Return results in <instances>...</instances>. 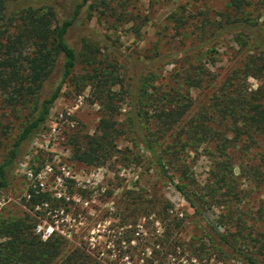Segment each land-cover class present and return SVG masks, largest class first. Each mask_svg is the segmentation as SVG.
<instances>
[{
    "label": "trees",
    "instance_id": "16d2710c",
    "mask_svg": "<svg viewBox=\"0 0 264 264\" xmlns=\"http://www.w3.org/2000/svg\"><path fill=\"white\" fill-rule=\"evenodd\" d=\"M245 1L228 0L231 9L200 28L203 39L230 35L241 52L239 61L215 80L199 55L162 79L160 66L172 62L159 45L142 58L128 59L123 72L112 62L89 58L83 72L75 74V25L83 12L104 0H75L68 13L54 0H0V110L7 109L0 113V138L13 127L3 118L17 121L0 163V188L21 145L44 124L63 84L69 81L76 91L88 85L104 116L97 122V135L70 140L71 158L88 166L102 164L113 152L114 138L124 131L213 239L243 264H264V165L250 151L264 147V27L244 10ZM169 17L177 21L173 14ZM204 45L205 52L211 51L212 43ZM248 77L259 84L249 88ZM122 105L118 122L115 115ZM198 155L208 162L202 180L193 171ZM27 191L30 209L43 203L57 206L48 192ZM163 211L162 218H168ZM170 222L179 226L174 217ZM33 225L27 214L0 217V264H101L81 246L68 248L67 239L55 230L40 239ZM167 233L155 235V243L166 247Z\"/></svg>",
    "mask_w": 264,
    "mask_h": 264
},
{
    "label": "rangeland",
    "instance_id": "374dc122",
    "mask_svg": "<svg viewBox=\"0 0 264 264\" xmlns=\"http://www.w3.org/2000/svg\"><path fill=\"white\" fill-rule=\"evenodd\" d=\"M54 1L68 13L75 0ZM104 1V5L83 12L75 25L71 36V41H78L75 74L83 72L84 60L89 58L112 62L123 72L128 59L142 58L155 45L171 54L172 63L159 68L162 79L182 66L184 60L199 55L213 78L221 80L241 58L230 35L213 39L200 35L206 21L216 22L220 13L231 9L228 0ZM245 2L244 10L264 27V0ZM172 14L177 21L169 17ZM209 42L213 47L205 52L204 43ZM199 43L202 46L196 48ZM259 81L246 79L249 88H255ZM197 93L191 91L193 96ZM124 110L123 106L115 120L122 121ZM5 112L7 109L0 110ZM103 116L88 85L76 91L73 84L65 82L44 124L21 145L7 169L6 185L0 188V217L30 215L34 218L32 231L40 239L55 230L67 239L68 248L81 246L101 264H243L231 256L226 245L210 236L207 226L192 214L172 185L155 172L146 153L131 145L124 131L114 138L113 152L102 164L88 166L71 158L70 140L97 135L96 125ZM3 119L10 120L13 127L0 138V163L14 138L17 122L9 115ZM250 151L253 160L264 165V147L253 146ZM46 163L51 170L44 175L45 191L56 199L57 206L43 203L30 209L25 193L33 178L25 169L33 174ZM207 165L205 157L198 155L193 164L196 178L202 180ZM61 166L71 177L61 173ZM163 209L166 219L162 218ZM171 217L179 221L176 228L171 227ZM260 223L264 229V219ZM163 232L170 234L166 247L155 243V235Z\"/></svg>",
    "mask_w": 264,
    "mask_h": 264
},
{
    "label": "built area",
    "instance_id": "2783aa9c",
    "mask_svg": "<svg viewBox=\"0 0 264 264\" xmlns=\"http://www.w3.org/2000/svg\"><path fill=\"white\" fill-rule=\"evenodd\" d=\"M60 169H61V173L65 177H71L69 175L68 170H65L63 166H61ZM50 170H51V166L48 163L44 164L42 170L35 172L33 174H31L29 170L25 169V173L33 178V183L31 184V187L29 189L33 190L35 193L39 192V191L40 192L45 191V187H44L45 177H44V175L46 172H48ZM57 181L58 182L61 181L60 177H57ZM25 197L29 199V197H30L29 191H26Z\"/></svg>",
    "mask_w": 264,
    "mask_h": 264
}]
</instances>
